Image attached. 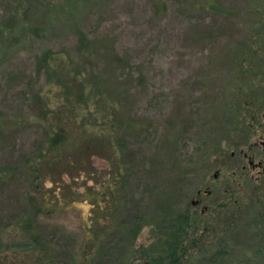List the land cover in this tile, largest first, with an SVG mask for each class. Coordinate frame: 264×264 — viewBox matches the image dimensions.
I'll list each match as a JSON object with an SVG mask.
<instances>
[{
    "label": "rangeland",
    "instance_id": "rangeland-1",
    "mask_svg": "<svg viewBox=\"0 0 264 264\" xmlns=\"http://www.w3.org/2000/svg\"><path fill=\"white\" fill-rule=\"evenodd\" d=\"M1 28L12 32L0 48V232L5 241H41L7 253L4 264H152L126 249L125 222L145 219L135 246L145 245L162 212L185 209L200 229L183 264H217L210 244L220 239L256 245L264 220V0H0ZM91 75L108 84L113 107L101 104L86 127L102 134L114 121L104 134L126 182L124 205L103 227L88 200H69L112 178L107 143L90 146L104 154L90 158L88 175L69 168L74 178L59 176L61 168L37 159L52 124L67 120L64 110L51 111L74 99L80 118L87 112L75 96ZM253 258L247 264H264V252Z\"/></svg>",
    "mask_w": 264,
    "mask_h": 264
},
{
    "label": "trees",
    "instance_id": "trees-1",
    "mask_svg": "<svg viewBox=\"0 0 264 264\" xmlns=\"http://www.w3.org/2000/svg\"><path fill=\"white\" fill-rule=\"evenodd\" d=\"M7 29L8 28L0 29V48L2 47V40L4 38H8L12 32V30L9 32ZM61 79L62 76L59 75L57 83L65 85ZM78 93L79 95L75 97L77 98V101L85 98V109L87 108V112L85 110V112L81 114L82 117L80 118L79 110L76 109V106L73 103L74 99L69 101L67 98V100H65L60 107L51 111L54 115L58 113L59 110H64V113H68L67 120L63 121L62 119H58L54 124H52L53 133L47 136V144L44 147V150L40 151V156L37 157V159H40V165L50 162L55 164L58 168H61L58 172L59 176L64 174L70 175L71 172L68 170L69 168H71L75 173L82 170L88 175L93 173V170H95L91 164L90 158L92 156L100 157L102 153L104 154L100 148L96 151H90V146L107 143L106 150H108L109 154H107L106 160L112 162L114 166L112 178L106 179L102 182L101 189L97 192L88 191L86 194L85 192H83V194L76 193L75 196L69 200L71 202L75 200H88L95 211L93 222H95L97 226L103 227L105 219L108 218V220H112L114 214L113 212L117 211L120 205H124V199L119 195V192L124 191L126 188V182L118 167L115 154L116 150L111 148L110 142L107 139L109 136L104 134V131L111 132L114 130V121H111V124L109 123L110 129L106 127L107 129L103 130L102 134L100 131L93 132L89 130L88 127H86V121L88 119L96 121V117H94V115L102 112L101 104L108 107H113V105H108V99L105 98V95L108 94V84L104 80L98 77L96 78V76H87V80H85V91L80 90ZM89 102H91L92 106H94V111L89 110ZM108 116L109 115L107 114L101 115L102 121L105 122V119L108 118ZM67 126H71L73 128L76 126L78 128H76L77 131H75L73 128H66ZM118 144L116 145L117 147L120 146ZM2 172L3 171L0 169V173ZM75 173L71 174L72 178L76 175ZM35 178H38L36 173ZM41 183V179L36 182L39 187L37 188L38 192L40 191ZM108 197L111 205L108 207V204L106 207L102 204ZM42 198L43 200H47V195L44 194ZM120 199H122V202H120ZM103 212L104 217L101 216ZM196 216L199 217L190 209H185L183 212L178 213L162 212L158 225L151 229L153 241L140 246H135V240L141 229L147 225V223L143 217L133 216L130 220L125 222L124 225L125 247L126 249L132 250L133 253L135 252L138 255V258L152 264H183L189 255V253L186 254L189 236L191 233L200 229ZM31 223V221L26 222V227L28 229L31 228ZM260 226L263 230H261L262 234L257 240L255 246L237 247L238 243L236 240L230 243L227 239H220L214 244H210L212 257L216 263L247 264L253 257L263 253L264 220L261 222ZM98 237L99 234L97 232L90 231L87 239L95 242ZM188 243H194V240H190ZM40 246L41 241L39 237H36L35 235H31L30 237L21 240L13 239L5 241L2 233L0 232V264H4L6 262L5 256L9 252H18L19 250L34 251ZM73 263L75 264L74 261Z\"/></svg>",
    "mask_w": 264,
    "mask_h": 264
},
{
    "label": "flooded vegetation",
    "instance_id": "flooded-vegetation-1",
    "mask_svg": "<svg viewBox=\"0 0 264 264\" xmlns=\"http://www.w3.org/2000/svg\"><path fill=\"white\" fill-rule=\"evenodd\" d=\"M250 164H251V162H249ZM199 200H197V201H192V205H197V204H199Z\"/></svg>",
    "mask_w": 264,
    "mask_h": 264
}]
</instances>
